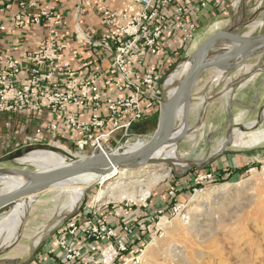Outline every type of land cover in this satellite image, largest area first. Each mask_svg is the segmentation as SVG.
<instances>
[{"label": "built area", "instance_id": "built-area-1", "mask_svg": "<svg viewBox=\"0 0 264 264\" xmlns=\"http://www.w3.org/2000/svg\"><path fill=\"white\" fill-rule=\"evenodd\" d=\"M7 1L16 2L19 11L8 18L0 16V33L10 25L19 29L47 22L49 28L47 39L37 49L20 58L0 54V114L49 111L57 119L36 125L22 146L72 143L91 153L123 147L110 148L108 142L132 135L131 127L143 121L165 95H171V88L164 91L169 70L191 41L197 16L209 7L208 0H131V15L104 9V29L92 31L99 33L98 38L75 35L92 50H99L95 60L99 62L84 60L81 69L85 73L80 75L62 57L67 44L60 40V29L66 21L45 8L27 13L33 0ZM60 121L70 133L60 130ZM212 175L211 171L197 173L194 180L202 182ZM162 212L158 208L148 211L144 219L115 225L100 221L98 210H85L83 221L72 216L57 227L54 243L68 263L143 264L136 255L143 253V244L135 247L136 233L161 235L160 227H153L156 213Z\"/></svg>", "mask_w": 264, "mask_h": 264}, {"label": "rangeland", "instance_id": "rangeland-1", "mask_svg": "<svg viewBox=\"0 0 264 264\" xmlns=\"http://www.w3.org/2000/svg\"><path fill=\"white\" fill-rule=\"evenodd\" d=\"M225 6L227 7L226 15H212L209 18L201 20L202 25L195 31L189 54L206 36L223 28L234 20H240L242 22V25L238 27L241 33L256 34L264 30V0H226ZM187 54L185 56L184 54L181 55L179 60L177 59L171 66L168 73V75H171L166 80L167 84L173 86V84L179 81L182 65L189 55ZM263 62L264 55L251 57L244 62V67L242 68L244 71L243 73L240 71L241 75L246 72V68L251 70ZM262 67H264V64ZM212 73L214 74L213 71ZM236 73L234 72L233 74ZM241 75L239 74V76ZM254 80L257 82L259 80L264 81V71H257L247 76L238 85ZM227 81L228 83L226 82L227 84L225 85L222 82L220 85H214L213 83L215 81H211L206 88L200 91L197 88H192L190 104L189 101L187 104L189 110L185 118L187 134L178 141V157L180 159L199 160L204 158L208 151L205 136L208 132L214 131L209 138L210 153H213L214 150L216 151L225 140L226 131L229 127L228 119L226 126L219 130L218 128H207L203 118V123L200 128L194 132H188L195 126L197 128L199 124V114L204 97L217 94L221 90L220 87L222 85H224L223 88H226L234 80ZM167 84L164 85L165 92L171 87ZM238 85L234 86L233 90L228 93L229 98L225 95L227 102L231 98H234V94L237 92L234 89ZM247 91H250L249 94L253 92L252 88ZM248 106V108L256 107V105L253 106L251 103H248ZM259 111V115L257 116L251 114V117H249L250 115H248L246 123H239L245 127H251L254 123V127L243 132L239 130L234 131L231 144L223 153V155L229 153L230 158H233L234 155L235 157H240V160H244L242 157H245V162H240L241 166L246 168L240 171L233 170L234 168L230 166L232 162H230L229 166L225 167V169H231L226 173L227 178L222 181L211 182L207 185L202 183L206 180L202 182L194 180L195 175L197 173H203V170L191 169L183 174L189 177V180L186 181L185 185L181 186L182 188H178L175 191L177 193V197L174 199L175 202L168 207L166 212L162 208L163 206H161L160 208L164 212L156 213L155 215L153 230L160 227L161 235H154V232L152 234L150 233L141 247L143 250L141 255L143 257L140 255V252L136 254L139 256L141 263L264 264V105ZM180 122V117H178L176 125L179 126ZM155 126L152 125L144 131L134 132L130 136L121 137L119 135L114 140H110L108 145L110 148H114L115 145L119 146L120 144L128 146L137 139L146 141L152 135ZM218 139L219 141L222 139V141L219 142ZM216 141L219 143L218 146H216ZM22 145L19 147L15 146L14 143H10L8 146H1L0 167L27 171L38 170L34 165L28 163L21 164L17 161L18 158L33 151L49 150L59 152L66 157L67 162L77 159L80 154L82 156L90 155L92 151L87 148H79L72 143L31 145L30 147ZM105 149L107 150V147ZM18 151H21V153H18ZM213 163L204 168V170H207L204 173L210 172L209 168ZM233 165H235L234 161ZM144 168L147 171L152 168L164 170L159 165L133 170L134 173L132 175L127 171L121 177V182L128 183L127 185H129L131 176L134 178L136 176L139 177V175L141 176L144 172L142 170H145ZM171 176L172 174L169 173L167 177L156 183L149 191V195L140 201L124 199L121 201L100 202V184L88 185L87 187L83 186L84 193L80 202L77 207L71 209L65 208L68 194L64 191L66 189H63V187H68V184L62 187L60 185L54 186L28 199L20 200L0 211L1 219L17 203H26V208L20 217V223L17 227L16 238L12 242L5 243L0 241V255L15 250L24 251L28 255L31 253L33 255L40 253L48 254L49 250L47 246L49 245L48 247L50 248L51 243H54L57 227L67 220H64L66 215L74 212L75 214L84 212L85 210H90L92 213L95 210L99 212L104 206L124 205L126 203L146 205L151 200L153 202L157 200L155 202L157 205L162 204L159 199L160 194L157 192L160 187L164 186V182L171 179ZM215 178L219 177L216 172H213L211 179ZM0 190H2L1 185ZM51 252L52 249L50 248ZM124 257H128V255Z\"/></svg>", "mask_w": 264, "mask_h": 264}, {"label": "water", "instance_id": "water-1", "mask_svg": "<svg viewBox=\"0 0 264 264\" xmlns=\"http://www.w3.org/2000/svg\"><path fill=\"white\" fill-rule=\"evenodd\" d=\"M242 15V13H241ZM242 25L240 20H234L223 28L209 34L189 55V66L183 76L177 82L171 95L161 100V106L157 113L156 127L148 140L141 145L126 150L123 147L117 148L109 153L92 152L88 156L78 157L71 162L65 164L35 171H27L16 168L0 167V180L6 176H22L28 178L19 185L8 190H0V211L8 208L12 204L35 196L49 188H52L71 178L92 174L97 178H110L116 174L117 170L132 171L147 166H162L169 169L170 174L174 177H181L187 171L196 169L198 171L215 162L225 152L226 148L231 144L234 131H246L254 127H245L242 124L234 123L231 116L234 112L232 103L238 104L239 109L248 108V103L256 105L258 88L253 90L246 102H240L236 99H230L226 104V116L229 127L226 131V138L220 147L210 153V136L213 132H208L206 136V146L208 151L204 158L199 160L180 159L165 157L163 152L168 149L174 142H178L184 135L176 136V121L178 112L183 102L188 99L190 104V93L195 83L198 81L201 73L209 68H213L218 72V76L230 75L234 72H240L244 67V62L253 56L264 55V30L256 34H244L238 29ZM248 70L235 79L229 86L221 89L213 96L204 97L202 108L199 114V120L203 123L206 107L209 101L220 95H227L234 86L241 83L247 76L257 71H264L262 65ZM264 82V81H263ZM251 108V107H250ZM150 120H143L130 129V133H137L139 129L144 127ZM191 128L190 132H194L202 126ZM134 131V132H133ZM74 213L68 214L64 220L71 218Z\"/></svg>", "mask_w": 264, "mask_h": 264}, {"label": "crops", "instance_id": "crops-1", "mask_svg": "<svg viewBox=\"0 0 264 264\" xmlns=\"http://www.w3.org/2000/svg\"><path fill=\"white\" fill-rule=\"evenodd\" d=\"M221 1L225 3L226 0H208L209 7L203 12V15L201 14L197 16V23H199L200 26L202 25L201 20L211 17L212 13L216 10L218 3H221ZM33 2L34 6L28 9L27 13H32L40 8H45L50 11L52 15H57L66 21L65 26L60 29V40L66 42L67 44V48L62 51V57L71 65L73 69L76 70L77 74L80 75L85 73L84 70L81 69V63L84 60L88 58L94 63L99 62L100 59L95 61L96 58H98L99 50L95 48L92 50L90 46H87V44L84 43L85 41L83 42L81 39H76L75 35H87L92 36L94 39L98 38L99 33L97 32L104 29L102 24V12L104 9L118 10L121 13H125L127 15H131L134 12V9L131 5V0H33ZM18 11L19 9L16 2L0 0V16L2 18H8L11 15H15ZM200 26H196L195 31L199 29ZM48 28L49 24L47 22L31 24L19 29L13 28L10 25L4 32L0 33V54L2 56L11 55L15 58H20L26 51L37 49L41 43L47 39ZM94 29L97 30L95 34L92 33ZM195 31L193 37L195 35ZM193 37L187 44L186 50L183 51L181 55L184 54L185 56L187 52L189 54ZM171 41L173 42V45L177 43L176 35H174V39ZM198 45H196L193 50ZM104 64H106V61H104ZM209 70H212L214 74ZM243 71L244 70L241 69L242 73ZM241 72H239L240 75ZM239 74L237 72L236 74L232 73L230 75H223L219 77L218 72L215 69L209 68L201 73L198 81L194 85V88H197L198 91H200L201 89L206 88L211 81H215L213 83L214 85H220L221 82L225 85L228 83L227 80H235L240 77ZM224 85H222L220 89H222ZM257 87L259 88L256 98L257 104L255 108L251 107L239 109L237 108L238 104L233 103V122L246 123L248 115H250L249 117H251V114H255V116L259 115V109L264 105L263 81H249L247 83L238 85L234 89V91H237L234 94V99L240 102H246L250 96V91L247 90H250L251 88L254 90ZM226 104L227 98L225 95H220L208 103L204 116V121L207 128H218L221 130L226 126ZM160 106L161 103L157 106V113L160 109ZM56 119L57 118L55 114L45 110L39 112L24 110L19 113L0 114V147L3 145L8 146L10 143H14V145L16 143H24L27 135L32 132L36 125H47ZM58 126L63 133H70V129L65 126L63 122H58ZM150 127L151 125H149L147 128ZM218 141H216V143ZM220 141H222V139H220ZM218 145L219 143H217L216 146ZM239 158L240 157H235V155L233 158H230V154L227 153L218 158L217 161L214 162V165L215 167L229 166V163L232 162L230 166H232L234 169H237L241 167L240 161L245 162L246 159L245 157H242L244 160H240ZM233 161L235 165H233ZM48 246V254L40 253L33 255L31 253L28 255V253L25 254L24 251L17 250L6 252L5 254L0 255V264H74L65 262L62 259L61 253L55 246V243H51L50 248L53 250L51 253Z\"/></svg>", "mask_w": 264, "mask_h": 264}, {"label": "bare ground", "instance_id": "bare-ground-1", "mask_svg": "<svg viewBox=\"0 0 264 264\" xmlns=\"http://www.w3.org/2000/svg\"><path fill=\"white\" fill-rule=\"evenodd\" d=\"M189 66V60H186L182 65V70L180 72V78L185 73ZM177 84V83H176ZM176 84L171 86L170 90L171 93L174 90ZM170 93V94H171ZM188 99L183 102L181 106L178 117H180V125L176 129V136L180 137L183 133H186V115L188 113ZM202 123L201 119L199 120V124L197 127ZM144 140L137 139L132 144L128 146H123L124 149L130 150L139 145H141ZM94 152L103 153L100 149L95 150ZM163 156L174 158L175 160L178 157V142H174L168 149L163 152ZM18 163H28L34 165L41 169H48L52 167H56L62 164L67 163L66 157L59 153L53 151H33L28 153L27 155L20 157L17 159ZM142 169V168H141ZM145 169V168H144ZM139 170V169H138ZM144 171L142 175L136 178L131 176L128 183L121 182V177L127 173L126 170H117L114 176L110 178H97L92 174H85L82 176H78L75 178H71L65 182H62L56 186H64L68 184V187H63L66 189L64 191L67 192L68 197L66 198V206L65 208L71 209L77 207L78 203L80 202L84 190L83 186L93 185V184H100V191H99V201H121V200H129V201H140L144 200L147 195H149V191L151 188L158 183L161 179L168 176L170 173L169 169H155L152 168L149 171L147 169L142 170ZM129 174L132 175V171H128ZM136 174V172H135ZM140 174V173H139ZM28 177L26 175L22 176H6L0 180V185L2 190H8L14 186L19 185L21 182L26 180ZM57 200V198H56ZM80 205V204H79ZM26 208V203L21 202L17 203L15 206L9 210L8 213L5 214L3 218L0 219V241L2 242H12L16 238V231L17 227L20 223V217L23 214ZM74 210V209H73ZM142 256V255H141ZM143 257V256H142Z\"/></svg>", "mask_w": 264, "mask_h": 264}, {"label": "trees", "instance_id": "trees-1", "mask_svg": "<svg viewBox=\"0 0 264 264\" xmlns=\"http://www.w3.org/2000/svg\"><path fill=\"white\" fill-rule=\"evenodd\" d=\"M227 7L225 6V3L221 1V3H218L216 10L212 13V15H226L227 14ZM196 26H200L199 23L196 22ZM180 56V55H179ZM178 56V60H179ZM149 118V119H147ZM144 120H150L151 121V126L156 125L157 121V107L153 108L151 111L145 113L144 115ZM140 130V129H139ZM134 132V131H133ZM18 153H21V151H18ZM227 166H222V167H215L214 163L210 166L209 171L211 172H216L218 174L219 178L215 179H208L204 182H202L204 185H207L209 183H214L217 181H222L227 178L226 173L229 172L231 169H225ZM246 167H239L237 169H233L236 171L243 170ZM223 170V171H222ZM207 171V170H203ZM223 173V174H222ZM222 174V175H220ZM189 180V177L186 175H183L181 177H174L173 175L171 176V179H168V181L164 182V186L160 187L158 190V194H160L159 199L161 200V203L163 204H155L157 200L154 202L151 200L150 203L147 204L146 207H143L142 204H128L127 206L125 205H111V206H104L101 208V211H99V219L102 222H107V223H114L115 225L126 221L130 222L133 220H141L144 219L146 216V213L148 211H154L161 206L165 210H168V207L172 205L175 201L174 199L177 197V193L175 192L178 188H182L181 186L186 184V181ZM169 191H173L174 193L172 195H169ZM90 209V208H89ZM85 210V209H84ZM101 212V213H100ZM83 215L81 213H77L72 217L74 220H82L83 221ZM137 234V240L135 243V247L139 248L142 246V242L147 239V232H142L139 231L136 233ZM142 240V242H141Z\"/></svg>", "mask_w": 264, "mask_h": 264}, {"label": "flooded vegetation", "instance_id": "flooded-vegetation-1", "mask_svg": "<svg viewBox=\"0 0 264 264\" xmlns=\"http://www.w3.org/2000/svg\"><path fill=\"white\" fill-rule=\"evenodd\" d=\"M149 125H151V121H149L147 124H145L144 127H142L139 131H144L145 129H147V127H149Z\"/></svg>", "mask_w": 264, "mask_h": 264}]
</instances>
